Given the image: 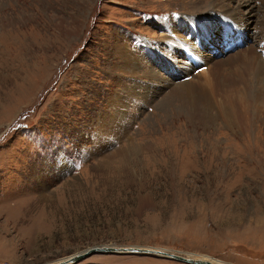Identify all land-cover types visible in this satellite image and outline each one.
Instances as JSON below:
<instances>
[{
    "label": "rangeland",
    "instance_id": "1",
    "mask_svg": "<svg viewBox=\"0 0 264 264\" xmlns=\"http://www.w3.org/2000/svg\"><path fill=\"white\" fill-rule=\"evenodd\" d=\"M185 1L0 0V264H264V0ZM242 76L231 123L196 79Z\"/></svg>",
    "mask_w": 264,
    "mask_h": 264
},
{
    "label": "bare ground",
    "instance_id": "2",
    "mask_svg": "<svg viewBox=\"0 0 264 264\" xmlns=\"http://www.w3.org/2000/svg\"><path fill=\"white\" fill-rule=\"evenodd\" d=\"M182 1H183V3L186 2L185 0H182ZM196 1H197L196 3H198V1H201L200 3L204 4L203 5L204 8L201 11H195V9H200V7L195 8L196 5L191 4V6L194 8V12H191V11H188V10L187 11L184 10L182 12H185L186 14L200 13V12L201 13H206L208 15L207 16L208 18L207 19H204V20H207L208 21V19H210V17H212L211 16L213 14L212 11H213V9L215 7H219L220 6L221 8H219V9H222L223 10L222 12H225L226 15H229V12L232 11V9H228L227 8L228 5L225 3V0H196ZM230 1H233V0H230ZM240 1H242L243 6H246V8H247L246 10L248 11V16H254V15L256 16V12L259 9H261V7H259L258 4L256 5V3H251L252 1H250V0H240ZM191 3H193V0H191ZM238 7H239V5H238ZM204 11H207V12H204ZM231 16L234 17L233 15H231ZM238 20H240V19H238ZM195 30H197V29H195ZM211 31H213V28H212V30L206 31V32L209 35ZM200 32H201V30H200ZM223 44H224V41H223ZM231 58H233V61L234 62H239L240 60L242 61L243 60L242 58H245V57H243V55L240 54V55H237L236 57H231ZM256 58L257 57L254 55V61L255 62H257V59ZM208 59H210V58H208ZM199 60H200V58H199ZM220 61H222V60H219L218 61L219 64L222 63ZM242 62H244V64H246V65L247 64H249V65L251 64V62L248 61V60H245V61H242ZM189 64H191V63H189ZM185 67H186V65H185ZM260 70H261V72H264V62H262L261 60L258 62V68H257L256 71H260ZM135 71L136 70H134V72ZM253 73H255V72H253ZM200 80H202L201 77L197 78L196 79V82L197 83L201 82V84L204 85L203 90L205 92V95H207V97H209V99L212 98V100H213L215 97H216L215 99H217V96L218 95L221 96V101H220V104H219L220 105V108H221L223 114L228 117V119H229V121L231 123L232 122H235L238 119V118L237 119L235 118V116L238 117V115H239V113H238L239 110H238V108H236V103L238 104V101H240V100H243V102H244V100H247V102H249L250 99H251L252 92H253L254 88L256 87L254 85V83H253V80H252V88H251V90H249L248 87H247V82H249L250 80H249V78H247L245 76H242L241 79L236 80V81H231V82H229L227 84H222L221 83L218 88H215V87L210 88L208 86V80L207 79L205 81L204 80L203 81H200ZM228 80H232V79H228ZM238 82H242L243 83V86L241 88H239L237 86V83ZM194 87H195V83L194 82H188L187 83V82L183 81V82L179 83L171 91V94H169L171 96L168 97V98H165L163 100V102L159 103L160 106L161 107H164V108H170L172 106V103H170V102L172 101L173 97H175V98L181 99L184 103H187V104L189 103L192 106L191 109L193 110L195 103H197L198 100L201 101L200 96H201V93H202V91L196 90V89H194ZM197 95L199 96V98H196ZM219 100H220V98H219ZM209 102H211V101H209ZM215 102H216V100H215ZM217 102H219V101H217ZM190 105H188V106H190ZM212 105H214V104L212 103ZM215 106H216V104H215ZM217 110H218V108H217ZM191 116H193V117L195 116L194 112L192 113ZM140 248H142V247H140ZM173 253H175V252H173ZM184 256H186V255H184ZM186 257H189V256H186ZM70 258H68V259H70ZM68 259H66V260H68ZM199 259H202V258H199ZM66 260L64 262L60 263V264H66ZM207 261H209V260H207ZM210 262H212V261H210ZM185 263H187V262H185ZM213 264H215V263H213Z\"/></svg>",
    "mask_w": 264,
    "mask_h": 264
},
{
    "label": "water",
    "instance_id": "3",
    "mask_svg": "<svg viewBox=\"0 0 264 264\" xmlns=\"http://www.w3.org/2000/svg\"><path fill=\"white\" fill-rule=\"evenodd\" d=\"M144 253V254H155L167 258H174L179 261L187 262L189 264H213L210 261L204 259H197L194 257H186L181 254L173 253L170 251H165L162 249H155V248H140L137 246H130V247H116V246H108V245H100V246H93L88 248L86 251L82 253H78L73 255L70 259L66 260V264L69 263H76L86 257L95 254V253Z\"/></svg>",
    "mask_w": 264,
    "mask_h": 264
}]
</instances>
